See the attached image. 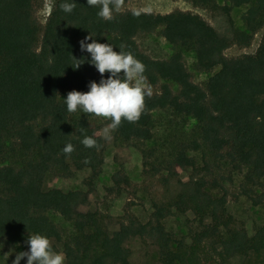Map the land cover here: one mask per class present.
I'll return each instance as SVG.
<instances>
[{"label": "trees", "instance_id": "obj_1", "mask_svg": "<svg viewBox=\"0 0 264 264\" xmlns=\"http://www.w3.org/2000/svg\"><path fill=\"white\" fill-rule=\"evenodd\" d=\"M188 1L220 10L225 30L185 10L121 9L105 21L87 0H55L41 24L43 0H0V242L22 246L0 264L29 251L27 240L36 234L48 238L52 250L62 244L64 264H132L126 242L133 237L150 240L161 264H224L236 254L258 255L255 264H264V221L250 232L228 207L241 196L253 206L264 203V0ZM64 2H75L71 13L61 9ZM243 5L239 26L231 12ZM156 30L171 45L167 58L150 56L136 40ZM262 30L254 53L225 54L233 45L249 46ZM90 35L143 63L153 93L138 122L122 120L114 130L115 141L132 142L141 153V174L154 187L152 210L146 221L127 210L112 232L109 215L79 209L89 203L103 164L101 121L82 110L68 112L64 101L110 75L102 77L90 53L81 51L80 41ZM185 53H192L194 71L211 73L203 85L193 80ZM86 136L99 147L86 148ZM69 143L75 150L65 155ZM81 169L90 170L86 189L43 188L48 172L70 176ZM112 182L108 191L116 194L131 184L121 170ZM175 213L185 216L186 237L176 238L164 224Z\"/></svg>", "mask_w": 264, "mask_h": 264}, {"label": "rangeland", "instance_id": "obj_2", "mask_svg": "<svg viewBox=\"0 0 264 264\" xmlns=\"http://www.w3.org/2000/svg\"><path fill=\"white\" fill-rule=\"evenodd\" d=\"M54 2L55 0H43L42 7L37 11V19L41 24L45 23ZM246 7V5H243L232 9L231 14L236 25H243L241 14ZM122 9H141L161 13L172 10L193 11L203 16V18L220 32H223L227 26L226 16L220 10L211 11L195 6L188 0H128ZM262 32L263 30L256 33L249 46L240 47L233 45L225 50V54L227 56H237L243 53H254L260 42ZM136 40L139 47L154 58H167L172 51L171 45L160 35L158 30L137 36ZM184 59L188 69L193 71V80L203 85L211 73L194 71V58L192 53H185ZM99 119L101 121L100 133L104 138V129L110 122L103 117H99ZM104 141V160L100 172L94 180L93 188L89 192V203L79 206V209L83 211L98 209L109 215L108 228L112 232L118 228V222L123 220L124 213L127 210L134 213L142 221H146L149 218L152 210L150 190L152 191L154 187L151 185L150 180L141 174V153L132 142L121 143L115 141L114 130L110 131V139L104 138ZM117 170L127 173L130 177L131 184L125 187L120 194L109 193L108 187L113 184L112 175ZM89 175V169L76 170L70 176H61L48 172L43 182V188L59 187L64 190L86 189L85 180ZM180 177L185 180L187 179V174L181 173ZM235 179L238 183L240 177L237 176ZM228 207L250 232L264 221V203L253 206L249 200L241 196L237 200L229 199ZM186 216L192 218L193 213L188 211ZM54 218L60 227L68 228V223L61 216L54 215ZM164 224L176 238L187 236L185 216L176 213L171 214L164 219ZM126 246L130 249V260L132 264H161L157 248L150 240L133 237L126 242ZM21 248V245L0 242V260L4 257L11 256L16 249ZM53 251L64 256L61 243H56V250ZM261 260L262 257L255 254L247 257L236 254L224 264H255Z\"/></svg>", "mask_w": 264, "mask_h": 264}, {"label": "clouds", "instance_id": "obj_3", "mask_svg": "<svg viewBox=\"0 0 264 264\" xmlns=\"http://www.w3.org/2000/svg\"><path fill=\"white\" fill-rule=\"evenodd\" d=\"M87 4L100 9L97 15L101 19L111 21L114 19L113 13L122 9L125 0H87ZM75 6V2L60 5L66 13H71ZM134 14L139 15V12ZM88 40L92 42L87 43ZM80 49L90 53L89 63L95 66L102 77L105 73L110 75L107 79L102 78L99 84L90 82V91L86 93L75 90L69 92L64 101L70 113L82 110L85 114L110 120L111 123L104 129V138L110 139V131L118 129L122 120L132 123L139 121L145 108V97L152 96V88L146 83L144 76L146 69L131 53L114 51L110 44L98 43L91 35L80 41ZM81 64L78 62L73 68L78 69ZM81 143L90 149L99 147L92 137L86 136ZM74 150L71 143L62 149L65 155H70ZM27 244L30 246L29 251L18 253L13 264H20L25 257L27 264H64L65 257L52 250L50 241L45 236L31 235Z\"/></svg>", "mask_w": 264, "mask_h": 264}]
</instances>
